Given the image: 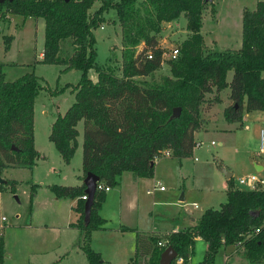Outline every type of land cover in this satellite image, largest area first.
Segmentation results:
<instances>
[{
    "label": "trees",
    "instance_id": "trees-1",
    "mask_svg": "<svg viewBox=\"0 0 264 264\" xmlns=\"http://www.w3.org/2000/svg\"><path fill=\"white\" fill-rule=\"evenodd\" d=\"M96 1L100 5L90 13ZM2 7L23 20H44L42 64H63L64 71L81 72L72 87L75 101L56 116L49 141L69 165L82 126L83 178L91 173L99 183L115 187L124 173L152 178L155 158L165 151L179 163L191 157L207 95L230 91L233 105L226 108L224 119L231 124L242 126L244 111L264 112V0L244 14L241 49L209 53L204 51L201 34L205 0H13L0 3ZM110 11L114 12L111 23L121 31L120 76L110 65L96 62L94 32L107 24ZM181 17L186 20V38L177 47L178 57L167 61L169 74L156 79L163 64L158 36L165 24ZM11 40L3 36L5 50ZM64 46L71 50L67 60L60 57ZM148 52L152 59L147 58ZM91 69L96 81L88 76ZM1 70L0 63V172L31 169L42 158L34 138V101L42 86L33 71L7 81ZM175 109H180L179 116L171 119ZM49 188L57 198L77 200L74 226L80 236L75 248L84 253L88 264H101L100 254L91 248V234L106 224L99 215L106 194L95 192L85 223L84 184ZM195 238L207 244L203 264H213L220 250L228 247L240 250L246 264H264V189H237L231 180L227 202L220 209L207 208L195 226L166 235L165 247L157 246L158 237L137 234L133 263L159 264L163 251L171 247L186 264ZM5 256L0 233V264Z\"/></svg>",
    "mask_w": 264,
    "mask_h": 264
},
{
    "label": "rangeland",
    "instance_id": "rangeland-1",
    "mask_svg": "<svg viewBox=\"0 0 264 264\" xmlns=\"http://www.w3.org/2000/svg\"><path fill=\"white\" fill-rule=\"evenodd\" d=\"M259 1L209 0L206 2L201 28L204 51L209 53L241 49L244 14L246 11L256 10ZM99 5L100 3L96 1L90 13L96 11ZM0 11H3L0 14V63L6 80L13 81L33 71L42 86L34 101V138L38 151L46 158L31 169L15 167L0 172V178L7 182V184L0 183V231L2 229L6 252L3 264H87L88 261L86 262V257L80 249L71 252L73 256L65 255L64 260L61 258V261H57L68 234L63 232L59 235L54 230L60 228L63 221L59 218V210L50 201L52 194L49 188L44 186L47 182L57 183L61 172L64 171L65 174H69L68 178L71 180L72 173L75 174L81 167L80 154L74 158L70 168L61 166L60 155L49 141L50 128L56 116L64 114L75 101L72 87L79 82L81 72L75 69L64 71L63 64L41 63L45 42L43 19L23 20L20 16L15 17L16 15L8 12L6 7L0 8ZM106 18L109 20L107 24H103L94 32L96 62L99 65H110L115 69V74L120 76L121 31L118 25L111 23L114 18L113 11L106 14ZM185 25L186 20L181 17L170 26H164L159 34V47L165 55L163 64L155 74L156 79L169 74L167 57L170 51L178 47L186 38ZM5 35L14 37L6 53V43L3 41ZM70 55L71 50L64 46L60 57L67 60ZM88 76L93 81L97 80V74L93 69L88 72ZM232 79L233 73H230L229 80ZM216 98L219 102L213 101ZM231 105L233 101L230 100L228 91L206 96L202 106L203 124L195 135L196 141L201 142L202 146L196 147L192 157L185 159L183 164L176 159L183 174L179 180L174 182L161 179L160 181V187L167 189V192L173 191L176 204H182L195 217H200L209 206L220 209L221 205L227 202L226 193L223 191L226 181L225 170L234 174V184L242 190H251L250 187L238 184L241 177L247 176L245 172L251 163L253 173L264 176V171L257 172L255 163L251 159L254 157L264 167V155L260 154L256 138L264 124V112L253 111L246 118L245 124L253 128L249 132L245 125L231 124L224 119V112ZM78 128L81 130L82 126L79 125ZM212 142L214 145H211ZM169 160L170 158L162 156L156 160L160 174L163 165ZM182 195L186 198L179 202L178 199ZM149 198L160 201L152 196ZM194 204L197 205L196 209H193ZM160 209L153 214L160 216V221L158 219L155 221L158 223V231L165 232L168 227L163 225L166 221L162 223L164 221L162 217H166L173 210L171 207H160ZM148 217L150 219L148 225H150L152 216ZM2 218L6 221L3 222ZM107 237L113 239L111 235ZM66 248L70 251L72 247ZM239 251L230 247L222 248L213 264H246ZM205 255L206 243L198 240L186 264H203ZM227 255H231L228 260Z\"/></svg>",
    "mask_w": 264,
    "mask_h": 264
},
{
    "label": "crops",
    "instance_id": "crops-1",
    "mask_svg": "<svg viewBox=\"0 0 264 264\" xmlns=\"http://www.w3.org/2000/svg\"><path fill=\"white\" fill-rule=\"evenodd\" d=\"M3 11H0V14ZM17 17V16H15ZM6 18H9L6 16ZM168 24L167 26H170ZM120 29V28H119ZM9 36V35H5ZM12 39L14 38L10 35ZM12 41V40H11ZM12 43V42H11ZM11 43L9 48L11 47ZM9 50V49H8ZM5 50V53L8 51ZM42 55V54H41ZM228 94H230L229 90ZM252 112H244L242 126L245 125L247 131H252V127L246 123V118ZM264 128V124L260 128L259 135L256 137L258 142L257 146L260 151L261 145V130ZM79 130V128H78ZM80 136L78 137V147L75 152V155L69 165H65L60 156V165L64 168H70L74 158L80 154V165L81 167L78 171L74 174L72 173V179L69 180V174H65L66 171L63 173L61 172L60 180L57 183L47 182L44 183V186L49 188L51 185H60V186H67V187H76L83 184L85 178H83V170H82V128L79 130ZM197 131L194 134L196 135ZM196 141V137H195ZM197 142V141H196ZM36 150L38 151L36 145ZM39 152V151H38ZM40 153V152H39ZM41 155V159L36 162L35 165L38 164L39 161H44L45 156ZM170 158V160L165 163L162 167V173L160 174V169L157 168L156 161H155V168L154 174L152 178H136L130 173H124L119 180V184L115 187H110V191H108L105 197V201L101 206L99 211V215L106 221L104 228L94 231L92 233L91 238V248L96 253H99L102 257L101 264H134V256H135V238L136 235H144L146 237H158L160 238L159 242L165 243L164 237L170 233L179 232L181 230H185L187 228H191L195 226L197 220L200 217H195L191 211H188L182 204L178 205L174 201V193L173 191L167 192V189L161 191L159 189L161 184V179H166L168 181H177L182 177V171L179 169L177 160L170 154L169 156H162ZM192 157V156H191ZM190 158V157H189ZM188 159V158H186ZM251 159L254 161L255 165L258 167H263L257 159L254 157ZM176 160V161H174ZM183 159L181 163L183 164ZM197 161V159H195ZM35 165L33 167H35ZM252 163L249 165L250 167L246 170V175H252L253 173V166ZM224 167V166H223ZM225 172L231 174V178L225 177L226 181L224 183V190L227 197V191L230 186V181L234 179V174L230 173L229 171ZM258 172V171H257ZM234 184V181H233ZM239 184V183H238ZM40 186V184H38ZM234 187L239 189L236 184ZM50 191V188H49ZM51 192V191H50ZM52 196H50V201L53 203V206L57 208L60 212L59 218L61 221L60 228H55L54 230L57 234H61L66 232L68 237L64 243L63 249L59 252L58 260L61 261L65 259V255L73 256L70 254L71 252H77L78 248H74L76 242L79 239V231L74 226V224L78 220V214L74 211L76 206V199L70 198H57L51 192ZM152 196L153 198L160 199V201H153L149 197ZM185 196H181L178 201L182 202L185 200ZM225 198V197H224ZM223 198V199H224ZM222 203V202H221ZM212 205V204H211ZM164 207H171L173 212L167 214L166 217H162L164 221L162 223L164 226L167 225L165 232H159L157 229L158 223L155 221L160 216H154L153 213H156L157 210H161ZM209 208H213V206H209ZM114 209L116 211L114 212ZM193 209H196L193 207ZM110 213V215L108 214ZM151 218L152 223H149V216ZM154 217V218H153ZM63 218V220L61 219ZM113 222V223H112ZM2 233V229H1ZM113 236V239H109L107 236ZM3 236V233H2ZM4 237V236H3ZM198 240H202L201 238H195V242ZM206 243V242H205ZM66 247H72L70 251H68ZM207 250V244H206ZM232 254V253H231ZM6 258V256H5ZM8 258V257H7ZM231 258V255H227V260ZM87 262V259H86ZM227 263V262H226ZM88 264V262H87ZM176 264H184L183 262H176Z\"/></svg>",
    "mask_w": 264,
    "mask_h": 264
},
{
    "label": "built area",
    "instance_id": "built-area-1",
    "mask_svg": "<svg viewBox=\"0 0 264 264\" xmlns=\"http://www.w3.org/2000/svg\"><path fill=\"white\" fill-rule=\"evenodd\" d=\"M164 53H162V59L164 57ZM179 55V50L178 48H174L170 51L168 57H167V61L168 60H175ZM147 58L148 59H152L153 58V55L151 52H148L147 53ZM261 145H260V154L261 155H264V128L261 130ZM211 145H214V143L212 142ZM201 142H196V145L194 147V149L196 147H201ZM171 153L169 151H165L163 152L159 157H156L155 158V161L157 159H159L161 156H169ZM264 171V169L262 170ZM239 185L241 186H247V187H250L251 190H261V189H264V176H260L258 173L257 174H252V175H249V176H246V177H241L238 181ZM159 189L161 191L164 190L163 187H159ZM96 191H100V192H104V193H107L108 191H110V187L103 184V183H97L96 185ZM83 200H87V196H83L82 197ZM194 208H197V205L194 204L193 205ZM2 221L5 222V218H2ZM260 230H257V232H259ZM1 233V231H0ZM157 246L158 247H165V243H162V242H158L157 243ZM183 262V260L181 258H177L176 259V262ZM184 263V262H183Z\"/></svg>",
    "mask_w": 264,
    "mask_h": 264
},
{
    "label": "water",
    "instance_id": "water-1",
    "mask_svg": "<svg viewBox=\"0 0 264 264\" xmlns=\"http://www.w3.org/2000/svg\"><path fill=\"white\" fill-rule=\"evenodd\" d=\"M6 1L12 2L13 0H0V3H4ZM205 1L208 2L209 0H205ZM167 25L168 24H165V26ZM179 113H180V109H175L173 111L171 119L179 116ZM255 167L258 172L263 170L262 167H258L257 165H255ZM225 174L228 178H231L232 176L227 172H225ZM3 182L4 181L0 178V183ZM98 182H99V178L91 173H88L83 181V184L85 186V193L87 195V200L85 201V223H88L90 218L91 208L93 205V198L96 192V185ZM175 259H177V253L171 247H167L161 254L159 264H171L172 261Z\"/></svg>",
    "mask_w": 264,
    "mask_h": 264
}]
</instances>
